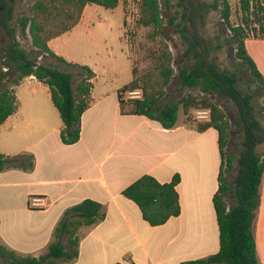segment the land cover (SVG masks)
I'll list each match as a JSON object with an SVG mask.
<instances>
[{"label": "crops", "instance_id": "0c3cea01", "mask_svg": "<svg viewBox=\"0 0 264 264\" xmlns=\"http://www.w3.org/2000/svg\"><path fill=\"white\" fill-rule=\"evenodd\" d=\"M95 5L86 4L71 29L47 41L56 55L79 61L70 39L81 34L79 24L91 18ZM244 42L264 76V36H248ZM89 66L94 72L89 104L73 144L60 139L62 121L46 85L30 75L14 87L17 108L0 125V153L31 154L33 167L0 171V245L21 256L46 253L65 212L90 199L101 204L98 218L74 231L77 255L54 264H185L215 253L219 232L212 197L221 162L217 130H198L178 116L166 129L145 115L122 113L119 85L103 90L106 80L116 75L115 66L104 70L102 78ZM28 82L34 87L24 89ZM28 157L19 158L23 165ZM174 174L179 175L180 213L152 226L122 191L143 175L163 183ZM259 191L252 232L257 263L264 264V171ZM31 197L40 198L42 206L30 207Z\"/></svg>", "mask_w": 264, "mask_h": 264}, {"label": "trees", "instance_id": "16d2710c", "mask_svg": "<svg viewBox=\"0 0 264 264\" xmlns=\"http://www.w3.org/2000/svg\"><path fill=\"white\" fill-rule=\"evenodd\" d=\"M139 23L160 28L163 18L158 0H139ZM170 4V0H165ZM119 0H35L29 7L30 15H18L16 22L23 34L29 33L31 43L38 49L41 56H51L63 67L44 63H38L35 57L27 50L19 46L9 31L7 21L12 18L13 5L7 0H0V25L12 36V42L8 44L2 53L5 58L4 65L12 78L8 86L0 78V125L17 108V101L11 86L15 87L27 76L33 75L38 81L48 87L50 99L59 113L62 121L60 139L63 144H73L78 141L81 130V115L88 107V96L92 87L91 79L93 70L87 65L70 62L56 55L47 45V41L73 27L79 20L82 9L86 4H97L104 8L112 9L117 6ZM262 0H239L240 10L243 12V24H234L230 20L231 8L228 0H213L208 3L204 0H176L175 6H181V21L175 25L179 18V8H175L169 16V24L180 27L183 35L190 37L186 54L192 53L185 64L179 66L177 79L181 87H198L203 93L200 103L194 102L192 95L181 97L183 108L186 110L191 105H200L209 111V120L198 126V130L213 127L218 132V148L221 157L218 188L213 194L212 203L216 214L219 232V249L205 258L187 261L185 264H258L256 258V242L252 232L256 210L260 203V184L264 171V154L259 153L256 145L264 140V125L254 111L253 99L257 98L264 107V76L245 48L247 27L250 24H259V30L264 36V7ZM219 10L220 17L230 29L232 37L227 42L233 45L234 58L239 60L243 68L248 72L249 78L255 84L244 81L241 83L239 70L220 69L216 63L209 61L211 54L206 46L199 42L200 49L196 47L195 24L198 20L204 22V17L210 9ZM178 9V10H177ZM52 17L51 23H60L59 28L47 31L45 23ZM64 18H69L70 23L65 24ZM253 21H252V20ZM180 30H178L179 32ZM187 33L189 34L187 36ZM198 41V40H197ZM159 92L149 93L147 87L140 85L134 76L127 84L118 89L120 111L127 114L145 115L158 121L163 128L173 127L178 116L176 104L165 103L158 106L159 94L163 92L173 75L171 68L172 56L168 51L159 57ZM72 69H76L79 76L78 82L72 86ZM6 70V71H7ZM5 75V74H4ZM139 89L140 98L125 99L123 93ZM214 95L219 98L231 100L237 111L235 125L243 133V143L240 155L238 174L233 185L234 195L232 203L228 204L225 195L229 186L224 181L222 164L231 167L232 157L225 156L223 151L228 123L225 114L207 96ZM264 109V108H263ZM155 112H157L155 114ZM29 157H28V156ZM30 158L28 164L23 165L19 158ZM7 166L25 167L32 169L33 159L31 154L23 153L15 156H6L0 153V171ZM179 175L174 174L169 182H158L151 175H143L129 184L122 194L133 200L139 207L143 218L152 226L161 225L170 217L180 213L179 197L176 185ZM29 205V204H28ZM101 204L84 199L67 210L55 228V241L48 245L47 252L38 256H21L0 245V264H54L58 259L69 260L77 255V238L73 237L74 231L79 225L92 224L100 214ZM67 236L65 244L62 238Z\"/></svg>", "mask_w": 264, "mask_h": 264}, {"label": "rangeland", "instance_id": "374dc122", "mask_svg": "<svg viewBox=\"0 0 264 264\" xmlns=\"http://www.w3.org/2000/svg\"><path fill=\"white\" fill-rule=\"evenodd\" d=\"M34 1L35 0H7L9 4L13 5L12 18L7 21L9 31L13 30V35L18 41L19 46L30 52L38 63H52V65L62 68L63 66L51 56H41L38 49L32 45L29 33L23 34L15 21L18 15L31 14L29 7ZM204 1L211 3L213 0ZM228 1L231 8V22L234 24H243L242 17L244 14L240 10L239 0ZM263 1L264 0H262V2ZM158 2L163 18V24L160 28H154L152 25L145 26L139 23V0H119L117 6L112 9L104 8L99 5L90 7L91 11H93L91 18L79 24L80 32L78 33L81 34L74 33L76 34L74 35L70 33L73 34L70 39L72 55L75 53L76 58L80 61H74V63L87 66L91 65L97 71V78H102L104 75L103 71L113 69L114 67L111 66L114 65L117 69V73L115 76L111 77V79L108 78L106 80L104 84L106 89L103 88V90L109 91L115 84L119 85V87L127 84L131 81L132 70H134V76L139 80L138 82L140 85H145L148 92L153 93L159 92L160 90V86L158 85L159 82L157 81L161 68L159 57L162 53L168 51L172 56L171 68L173 69V75L170 82L162 87L163 92L159 94L158 106H163L165 103H174L178 106V117L181 120L188 124L199 126L209 120V111L207 112V109L201 108L200 105H191L185 110L181 102V97L188 94L192 95L194 97V102L197 104L200 103L199 99H201L203 93L200 92L198 87H181L176 77L179 66L185 64L187 58H191L190 56H192V53H185L190 37L183 35L184 31H181L183 23H180V27L175 26L182 20L180 16L183 9L181 6H175L176 0H170V4L165 0H158ZM262 6L264 7V5ZM175 8H179V18L175 25H173L169 24V16L173 13ZM220 8L219 6L216 10L210 9L204 17L203 23L200 20L197 21L195 24L196 38L193 42L196 43V47L200 49L199 42L202 43L203 41V44L211 53L209 55V61L216 63L220 69L239 70L242 78L241 83H244V81L248 82V84L251 85V90H254L255 84L249 78L248 72L243 68L240 61L233 57L235 49L233 45L227 42V39L232 37V33L220 17ZM1 11L0 9V13ZM82 12L83 9L81 13ZM51 18L52 17L45 22L47 23V31L56 30L60 25V23L57 22L51 23ZM63 22L68 24L70 20L69 18H64ZM178 30L180 31L178 32ZM246 32L247 37H262L259 24L257 23H251L250 26L247 27ZM188 35L187 33V36ZM12 39V36L0 25V78H2L8 86H10L12 82V78H9V71L11 69L7 70L5 67V58L2 57V51L12 42ZM72 72L75 74L76 69H72ZM79 78L80 77L75 74L72 78V83L75 84L78 82ZM110 80L111 82H109ZM32 87H34V85L31 82L24 85V89H31ZM10 88L14 91L15 95L14 87L11 86ZM38 90H43V92H45L44 89ZM135 93V90L134 92L125 91L123 97L125 99L130 96L135 97L137 95ZM139 96H141V93H139ZM207 97L224 112L225 120L228 123L223 151L225 156L230 155L232 157V162L230 168H228L224 162L222 164V171L224 181L229 186L227 194L225 195V200L230 204L232 203V196L234 195L233 185L239 170L237 157L240 155L244 136L235 125L237 111L234 103L229 99L219 98L214 95H208ZM253 106L257 117L260 119V123L264 125V107L261 101L254 98ZM156 113L157 112H155V114ZM256 149L259 153L264 154V140L256 145ZM62 242L65 243L66 238H63Z\"/></svg>", "mask_w": 264, "mask_h": 264}, {"label": "built area", "instance_id": "2783aa9c", "mask_svg": "<svg viewBox=\"0 0 264 264\" xmlns=\"http://www.w3.org/2000/svg\"><path fill=\"white\" fill-rule=\"evenodd\" d=\"M263 2H264V1H263ZM263 2L261 3L262 5H264ZM131 91L134 92V90H131ZM135 92H136L135 94H137L135 97H131V96H130V97L127 98V99H131V98H140L139 93H141V91H140L139 89H136ZM207 112H208V110H207ZM28 204H29L30 207H40V206H42L41 199L38 198V197H31V198L28 200Z\"/></svg>", "mask_w": 264, "mask_h": 264}]
</instances>
